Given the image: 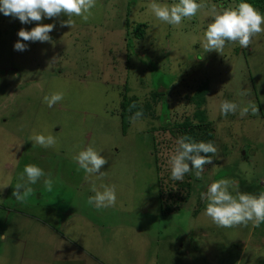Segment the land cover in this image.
Masks as SVG:
<instances>
[{
  "label": "rangeland",
  "instance_id": "374dc122",
  "mask_svg": "<svg viewBox=\"0 0 264 264\" xmlns=\"http://www.w3.org/2000/svg\"><path fill=\"white\" fill-rule=\"evenodd\" d=\"M150 2L97 0L89 20L73 16L71 28L61 26L68 19L63 14L21 24L0 13V264H168V258L176 264H264L263 226L219 227L204 214L208 201L202 198L220 179L235 182L233 195L264 192V33L248 48L226 42L222 52H206L203 33L212 7L235 8L237 0H196L206 7L176 26L155 19L146 8ZM37 23L55 25L52 42L20 41L26 50H14L18 31ZM202 84L201 109L217 154H210L206 174L192 179L196 195L179 208L185 190L160 177L170 175L167 161L178 138L171 126L194 117L190 97ZM154 88V116L124 126L123 96L147 110ZM54 92L63 99L49 107L44 97ZM223 100L240 108L251 101L258 113L241 118L238 108L219 120ZM166 114L165 123L157 119ZM34 133L51 134L57 143L41 147L30 139ZM89 145L108 161L100 179L73 159ZM30 163L50 173L53 186L47 191L48 177H42L27 185L34 192L21 203L12 193L17 183L27 184L21 177ZM93 182L116 185L113 206L88 204ZM77 210L92 224L57 221Z\"/></svg>",
  "mask_w": 264,
  "mask_h": 264
},
{
  "label": "clouds",
  "instance_id": "9594fccd",
  "mask_svg": "<svg viewBox=\"0 0 264 264\" xmlns=\"http://www.w3.org/2000/svg\"><path fill=\"white\" fill-rule=\"evenodd\" d=\"M97 0H0V13L4 16H11L18 19L21 24L40 22L42 19H52L61 14L68 17L61 22V26L74 25L73 16L80 17L87 22L93 15L91 9L96 6ZM206 7L204 3H197L196 0H173L172 3H161L158 0H151L146 8L158 21L168 25H180L185 18H192L197 12ZM212 22L207 25V30L203 33V47L206 52L223 51L226 42H238L243 48H248L253 37L264 33V14H261L251 4L239 3L235 8L229 7L218 10L215 6L211 9ZM54 24L37 23L31 30L21 28L17 35L19 40L14 44V50L25 51V42H49L50 33L54 30ZM246 95V91H241ZM63 99L62 92H54L44 97L49 107H52ZM239 108L241 118L250 111L258 113V107L249 101L240 108L236 103L223 100L220 103L222 115L235 114ZM142 116V112H137L131 119L135 121ZM41 147H53L57 141L53 135L34 133L31 138ZM203 154V155H202ZM208 154L216 155L217 148L214 142H195L188 136H181L176 139L175 147L169 154L167 161L170 168V176L174 181H182L184 176L194 170V175L200 179L204 171V166L212 163ZM73 159L79 167L84 170L87 176L97 175V179L102 178L105 173L100 169L108 163L107 159L101 155L93 146L89 145L78 152ZM191 162V167L188 162ZM23 176H26L27 184L17 183L12 193L13 197L23 203L34 190L27 185L35 184L42 177L47 191L52 190L53 180L51 174H46L44 170L35 164H27L23 169ZM264 183V180H262ZM237 187L235 182L227 179L213 181L207 187L202 198H206L208 203L204 214L219 227L231 228L239 225H247L252 222L255 226L264 223V192L258 196L236 191L235 195L229 192V187ZM264 186V184H263ZM91 191L93 196L88 198V204L97 209L113 206L116 202V185L100 184L99 187L92 183ZM4 237H0L3 239ZM155 264V261H153Z\"/></svg>",
  "mask_w": 264,
  "mask_h": 264
},
{
  "label": "trees",
  "instance_id": "16d2710c",
  "mask_svg": "<svg viewBox=\"0 0 264 264\" xmlns=\"http://www.w3.org/2000/svg\"><path fill=\"white\" fill-rule=\"evenodd\" d=\"M241 2H246V3L251 4L259 12L262 11L263 7H264V0H237V4H239ZM138 36H141V33H139ZM128 53H130V52L128 51ZM139 58L141 60L144 59V57H140V56H139ZM127 61H128V59H127ZM147 84L149 86L152 85V84L150 85V83H148V82H147ZM152 86H156V85L153 84ZM157 88H158V86H157ZM154 90H155V92L152 94L151 102L149 101L150 107L147 110L142 109V108L138 109L139 101L137 102V100L135 98H132V97L127 98V97L123 96V102L120 104V108L122 110L121 119H122V122L124 123L123 124L124 126H126L129 123V120H132L131 118L137 112H142L141 117H143V116L153 117L154 116V112H153V108H152V106H153L152 102H157V98L155 96H157V94H159L156 92V88H154ZM206 94H207V89H206L205 85L202 84L195 91L194 95L192 97H190V101L197 106L194 117L193 118H185L182 122L174 123V125L171 126L172 134H174L178 138L181 136H188L195 142H200V141L212 142L213 134L211 133V131L209 129L210 122L207 120V116L205 115V110L201 109V106L206 101V99H205ZM223 116L221 114L219 116V120L223 119ZM227 116L232 117L230 114H228ZM158 118L163 119V121L165 123L166 119H168L169 117H168V114H166L164 118H162V116H160V115L157 116V119ZM164 130H166V129H164ZM155 141L156 140L153 138V142H155ZM153 145H154V143H153ZM208 155L211 157L210 154H208ZM188 163H189V166L191 167V162L189 161ZM209 165L210 164H207L204 166V171L202 174H206V172L208 171ZM156 166H157V169L161 170V166H159L158 163L156 164ZM168 177L170 178L171 176L168 174V175H164L163 177H160L162 184H164V179H167ZM196 178L197 177L194 175V170H193V171L187 173L184 176V179L182 181H174V180L170 179V181L173 183V186H172L173 188L176 187L178 190L183 189L186 192L184 195L182 194V196H181L182 198L180 199V202L178 204L179 208L187 201L188 198H190L192 195H196L195 194L196 191L191 189L193 180L196 181L197 180ZM193 184H195V183H193ZM172 187L170 186V188H169V185H168L169 190L167 191L166 194H170V195L173 194V188ZM162 190H163V187H162ZM161 193H163V192H161ZM199 198H200V196H199ZM161 204H163V203L161 202ZM179 208L177 210H179ZM174 211H176V210H174ZM170 213H171V211L169 212V214ZM260 225H262L263 226L262 228H264V223H261ZM262 237L264 239V234H262Z\"/></svg>",
  "mask_w": 264,
  "mask_h": 264
},
{
  "label": "crops",
  "instance_id": "0c3cea01",
  "mask_svg": "<svg viewBox=\"0 0 264 264\" xmlns=\"http://www.w3.org/2000/svg\"><path fill=\"white\" fill-rule=\"evenodd\" d=\"M68 214V213H67ZM57 215H58V213H57ZM59 217V216H58ZM74 218H79V219H82L84 222H85V225H83V226H86L87 225V223L88 224H92V218H90L87 214H85V212H81V211H76V212H74V213H72V214H70L69 216H66L65 218H63V217H59V220L57 219V221L59 222L60 221V223L61 222H69V221H71V219H74ZM74 225H75V223H73ZM82 225V224H81ZM75 228V226L73 227V229ZM3 234L1 233L0 234V236L1 237H3L2 236ZM63 237L65 238V236L63 235ZM141 243H142V245H144L143 244V241H140ZM244 248H246L247 249V246H245ZM165 262L167 261V263L169 264L170 262H171V260L168 258L167 260H164ZM166 264V263H165ZM171 264H176L175 263V261L174 262H171Z\"/></svg>",
  "mask_w": 264,
  "mask_h": 264
}]
</instances>
